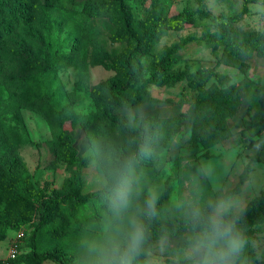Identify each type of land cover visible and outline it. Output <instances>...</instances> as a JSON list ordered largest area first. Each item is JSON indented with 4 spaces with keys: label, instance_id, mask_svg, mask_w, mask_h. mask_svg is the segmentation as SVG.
I'll return each instance as SVG.
<instances>
[{
    "label": "trees",
    "instance_id": "16d2710c",
    "mask_svg": "<svg viewBox=\"0 0 264 264\" xmlns=\"http://www.w3.org/2000/svg\"><path fill=\"white\" fill-rule=\"evenodd\" d=\"M73 0L78 3L81 0ZM85 1V0H82ZM85 1L87 6L79 12L68 8L80 20L81 28L73 32L70 53L52 50L43 39H37L40 53L21 42L13 54H4L3 34L8 32L6 20L13 17L27 20L30 6L36 3L46 9L63 8L60 0H0V242L11 232H24L29 252L18 256L12 264H94L96 244L115 235L111 231L114 216L111 208L113 189L119 177L138 183L135 170L149 173L153 153L165 149L174 135H188L192 148L209 149L224 145L232 138L229 121L246 106L249 119L240 126L239 134L244 149L252 151L256 141L264 133V86L250 90L248 78L250 66L244 58L264 59V31L240 36L236 26L249 13L248 4H264V0H244L240 13L229 17H215L202 9L205 0H194L197 9L184 8L174 16H165L158 8L160 0H152L147 14L133 15L128 0ZM226 2L227 0H216ZM148 0H136L144 5ZM118 9V25L122 35L116 41L123 42L122 50L112 55V60L102 65L121 75V81L109 89L99 112L78 115L72 105L58 113L51 103L43 77L72 65L80 69L87 66L88 48L97 49L99 29L93 21L112 15ZM75 7V6H74ZM4 17L5 21L1 18ZM209 20L213 30L205 28L199 36H187L155 53L160 41L170 32H180L197 21ZM83 29V30H82ZM194 44L208 50L222 64L239 71L243 79L230 83L229 78L215 71L189 68L174 69L181 51ZM3 49V50H2ZM80 51L82 52L80 56ZM6 53V52H5ZM212 81V82H211ZM185 82L196 93L188 110L171 118H140L123 114L155 99L150 86L173 88ZM32 108L43 114L50 129L53 156L56 164H63L68 173L62 190L49 184L41 185L44 172L40 167L31 173L22 160L18 148L34 145L27 136V129L20 115L21 110ZM251 112H255L251 115ZM79 130L82 143L68 130ZM238 186L233 191L215 193L202 206L186 205L165 212L169 188L166 186L155 198L147 199L133 190L132 203L120 222L126 230L127 220L134 217L145 230V240L135 264H149L159 253V243L180 240L177 248L190 246V240L198 226L213 214V206L223 204L240 192L249 181L252 166L261 162L259 156H249ZM94 163L105 175L106 183L96 193L84 192V171ZM91 208L90 215L83 209ZM226 220L234 221L243 231L264 226V191L253 198L238 212L224 211ZM109 222L108 228L99 231L94 223ZM31 228L30 232H26ZM189 240H186L187 237ZM182 240V241H181ZM21 242L19 252L21 248ZM171 247L170 250H175ZM164 264H192L191 261L173 258L166 254ZM3 264V262H0Z\"/></svg>",
    "mask_w": 264,
    "mask_h": 264
},
{
    "label": "rangeland",
    "instance_id": "374dc122",
    "mask_svg": "<svg viewBox=\"0 0 264 264\" xmlns=\"http://www.w3.org/2000/svg\"><path fill=\"white\" fill-rule=\"evenodd\" d=\"M63 8L52 6L46 9L38 3L30 6L27 20L13 17L6 20L8 32L3 34L5 42L4 54L15 52L16 47L26 43L35 54L40 53L37 39H43L57 52L70 53L73 45V32L81 28L80 20L73 11L81 12L86 7L85 1L73 2V0H60ZM76 1V2H77ZM97 0H92L94 4ZM134 16L143 17L153 2L148 0L144 5H139L136 0H128ZM52 2V0H49ZM244 0H227L218 2L216 0H205L202 9L215 17H229L240 13L244 6ZM95 5V4H94ZM75 6V7H74ZM199 5L194 0H160L158 8L165 16H174L184 8L197 9ZM249 13L236 28L240 36L253 32L264 31V4H248ZM116 6L112 8V15L103 19H94L99 29V40L101 45L97 49L88 48L87 66L80 69L79 65H72L66 69H60L43 77L51 103L55 110L60 113L65 107L72 105L78 115H86L91 112H99L104 104L111 86L121 81V75L106 69L102 64L112 60V55L119 52L125 46L123 42L116 41L122 35L118 25L119 16ZM5 21V18H1ZM208 28L213 30L209 20L197 21L194 25L187 26L180 32H170L163 38L155 48V53L160 49L179 42L187 36H199ZM83 30V29H82ZM82 52L80 51V56ZM179 62L174 69L181 71L189 68L191 73L198 70L215 71L229 78L230 83H239L243 75L227 66L217 64L216 59L208 50L202 49L194 44L188 45L181 51ZM249 66L248 78L251 81L250 90L264 86V59L250 57L243 59ZM212 82V81H211ZM149 92L154 103L142 104L133 109H124L125 115L140 118H171L189 109L196 93L191 91L185 82L179 83L173 88H160L150 86ZM255 112H251L254 115ZM20 115L27 129L28 138L34 145H22L18 148L19 154L33 173L40 167L44 176L41 185L49 184L56 190H62L68 173L63 164H56L53 156V143L50 129L43 114L32 108L21 110ZM246 106L239 114L229 121L232 138L224 145L213 146L209 149L192 148L188 143L189 136L178 134L171 137L169 146L161 151L153 153V163L149 173L135 170L138 183L133 190L140 192L147 199L157 196L167 186L169 188L168 199L165 203V212L177 210L180 206L197 205L202 206L217 192L233 191L238 186L244 167L249 163V156H259L261 162L252 166L249 181L241 186L240 192L223 203L224 211L238 212L244 208L249 201L264 191V133L258 137L252 136L256 146L252 151L244 149V143L239 134L240 126L248 120ZM68 130L71 128L69 126ZM72 136L81 145L82 134L80 131L71 130ZM106 178L94 163L84 171V192L96 193L105 186ZM91 208L83 209V215L91 214ZM215 213L213 212L212 215ZM109 222L94 223L93 227L99 231L108 228ZM29 228L26 232H30ZM17 232L9 233L8 237L0 242V262L6 264L10 242L16 238ZM246 238L245 248L237 260V264H264V226L243 231ZM188 236L186 240H189ZM182 241V240H181ZM180 240H165L160 242L159 253L149 264H164L166 254L173 258L191 261L194 264L195 257L191 254V247L177 248ZM176 247L175 250H170ZM29 252L26 241L21 242L20 257ZM24 264L26 258H23ZM12 264V263H10ZM43 264H54L46 261Z\"/></svg>",
    "mask_w": 264,
    "mask_h": 264
},
{
    "label": "clouds",
    "instance_id": "9594fccd",
    "mask_svg": "<svg viewBox=\"0 0 264 264\" xmlns=\"http://www.w3.org/2000/svg\"><path fill=\"white\" fill-rule=\"evenodd\" d=\"M133 196V182L127 177H119L113 189L111 208L114 222L111 231L115 235L96 244L94 264H135L145 240L143 225L134 217L127 220L126 230L120 222L124 213L130 208ZM214 215L202 223L199 217L193 219L198 226L190 240L194 264H237L246 238L236 228L234 221L223 216L224 205L213 206Z\"/></svg>",
    "mask_w": 264,
    "mask_h": 264
},
{
    "label": "built area",
    "instance_id": "2783aa9c",
    "mask_svg": "<svg viewBox=\"0 0 264 264\" xmlns=\"http://www.w3.org/2000/svg\"><path fill=\"white\" fill-rule=\"evenodd\" d=\"M25 237L24 232L21 231L17 234L16 238H14L11 242H10V247H9V252H8V260L6 262V264H10L12 263V261H14L18 255H19V247H20V242L21 240Z\"/></svg>",
    "mask_w": 264,
    "mask_h": 264
}]
</instances>
